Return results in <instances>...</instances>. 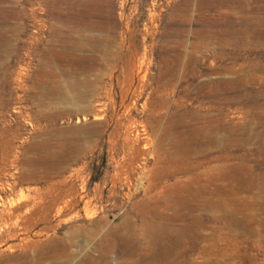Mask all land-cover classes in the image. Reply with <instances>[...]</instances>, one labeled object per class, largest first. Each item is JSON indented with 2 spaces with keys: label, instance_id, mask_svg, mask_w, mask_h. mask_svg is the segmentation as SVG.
<instances>
[{
  "label": "rangeland",
  "instance_id": "rangeland-1",
  "mask_svg": "<svg viewBox=\"0 0 264 264\" xmlns=\"http://www.w3.org/2000/svg\"><path fill=\"white\" fill-rule=\"evenodd\" d=\"M0 155V264H264V0H0Z\"/></svg>",
  "mask_w": 264,
  "mask_h": 264
},
{
  "label": "bare ground",
  "instance_id": "bare-ground-1",
  "mask_svg": "<svg viewBox=\"0 0 264 264\" xmlns=\"http://www.w3.org/2000/svg\"><path fill=\"white\" fill-rule=\"evenodd\" d=\"M237 9V8H236ZM248 9V6L244 5L242 6V11H246ZM27 156L25 155V158ZM17 156L15 155H0V172L4 170L5 166L8 165V164H14L17 162ZM35 160H30L29 163L32 164ZM27 159H25L23 162H19V164H27ZM35 163V162H34ZM37 164H40V162H36ZM48 163V162H47ZM15 165V164H14ZM34 165V164H32ZM36 166V165H35ZM227 175V173H226ZM225 175V177H226ZM247 178V176H246ZM246 184V183H244ZM28 199V198H27ZM25 198V200H27ZM22 200V199H21ZM19 201V199H18ZM16 202V201H15ZM26 202V201H25ZM20 203V201H19ZM22 203V202H21ZM16 204V203H15ZM24 204V203H23ZM21 205V204H20ZM19 206V205H17ZM17 206H13V208H10L7 212L4 213V211L2 213H0V235L2 234H6L7 236L9 237H13L14 236V231L17 227L23 229V230H28L27 229V223L24 221L23 218H20L18 215H16L15 213V210H16V207ZM4 210V209H3ZM19 211V210H18ZM31 211V210H30ZM28 212V211H27ZM19 213V212H18ZM31 213V212H30ZM176 231V230H175ZM143 232L146 233L147 237H150V236H153V237H156V238H159L162 240V238L166 237V236H170L172 235V231L169 230V229H165V228H161L159 226H149L147 228H145L143 230ZM126 234L129 235V237L131 238H137V236L140 235L141 233V230L137 227H133L132 229H130L129 231L125 232ZM129 238V239H130ZM180 239V238H178ZM35 241V240H34ZM179 242V241H178ZM34 244L31 240H28L27 242V245H26V248H31L32 246L34 247ZM101 246V245H100ZM161 247L164 246L163 243L160 244ZM179 246V245H177ZM19 248H22L21 246H10V250H18ZM122 251V250H121ZM167 251V249H166ZM168 253L170 252L167 251ZM170 256V255H169ZM167 257V256H166ZM128 260V258H127ZM28 263H31L30 261H27ZM103 263H107L109 264V260H108V257L104 258L103 260Z\"/></svg>",
  "mask_w": 264,
  "mask_h": 264
}]
</instances>
